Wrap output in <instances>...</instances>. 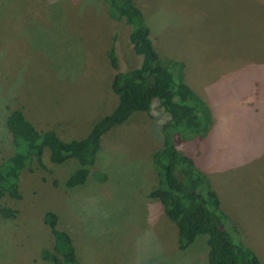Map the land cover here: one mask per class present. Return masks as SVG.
Returning <instances> with one entry per match:
<instances>
[{"label":"rangeland","instance_id":"rangeland-1","mask_svg":"<svg viewBox=\"0 0 264 264\" xmlns=\"http://www.w3.org/2000/svg\"><path fill=\"white\" fill-rule=\"evenodd\" d=\"M133 1L162 59L184 63L183 80L212 113L207 136H176L175 144L210 178L236 224L233 237L264 264V0ZM130 31L105 0H0V161L14 154L11 109L36 130L55 132L53 149L85 146L94 122L118 102L112 75L142 61ZM169 116L157 99L134 112L103 135L93 166L64 147L55 148V162L45 149L33 171L21 172V196L0 198V264H55L41 257L54 245L47 210L82 264H207V235L180 249L176 223L149 196L161 177L152 154ZM201 223L196 216V230Z\"/></svg>","mask_w":264,"mask_h":264},{"label":"trees","instance_id":"trees-1","mask_svg":"<svg viewBox=\"0 0 264 264\" xmlns=\"http://www.w3.org/2000/svg\"><path fill=\"white\" fill-rule=\"evenodd\" d=\"M133 2L105 0L109 16L117 21L124 20L131 26L129 39L133 51L142 56L139 66L114 74L112 88L118 95V102L113 110L94 122L91 138L83 142L86 145L76 144L72 151L66 149L69 144L57 147L55 144L53 149L48 139L59 138L55 132L36 130L24 118L21 109L9 110L6 124L12 136L14 154L0 161V198L7 194L21 196V172L26 167L33 171L34 164L42 159L47 148L55 162H59L53 156L55 148L64 147L65 152L77 156L83 165L93 166L96 161L93 151L101 143L103 135L116 125L125 123L134 112H148L153 100L157 99L170 116L161 125L162 144L152 154L153 164L161 177L149 196L158 198L166 215L176 223L179 248L185 250L200 233H204L209 247L207 264H262L251 247L233 237L230 228L236 234V224L222 209L210 178L193 157L175 144L176 136L184 140L207 136L213 125L212 113L206 100L183 80L181 70L184 63L162 59L150 37V26ZM108 58L112 67L119 69L115 44L110 47ZM101 178L106 176L103 174ZM57 183L54 179V184ZM67 184L72 185L73 181L69 180ZM196 216L204 221L200 231L195 229ZM57 219V213L52 210L44 213V221L54 235V245L44 248L41 257L55 264H82L70 234L58 229Z\"/></svg>","mask_w":264,"mask_h":264},{"label":"crops","instance_id":"crops-1","mask_svg":"<svg viewBox=\"0 0 264 264\" xmlns=\"http://www.w3.org/2000/svg\"><path fill=\"white\" fill-rule=\"evenodd\" d=\"M113 74H114V73H113ZM113 76H114V75H112V78H113ZM106 101L108 102L109 100H106Z\"/></svg>","mask_w":264,"mask_h":264}]
</instances>
